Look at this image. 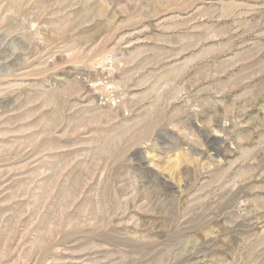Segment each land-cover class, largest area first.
<instances>
[{"label":"rangeland","instance_id":"obj_1","mask_svg":"<svg viewBox=\"0 0 264 264\" xmlns=\"http://www.w3.org/2000/svg\"><path fill=\"white\" fill-rule=\"evenodd\" d=\"M0 264H264V0H0Z\"/></svg>","mask_w":264,"mask_h":264}]
</instances>
